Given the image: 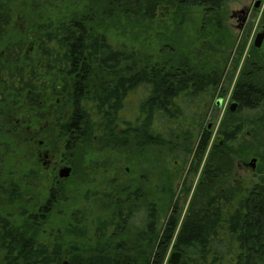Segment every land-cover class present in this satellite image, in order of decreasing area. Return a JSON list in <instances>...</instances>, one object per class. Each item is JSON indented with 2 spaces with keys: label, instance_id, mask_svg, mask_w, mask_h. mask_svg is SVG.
Listing matches in <instances>:
<instances>
[{
  "label": "trees",
  "instance_id": "1",
  "mask_svg": "<svg viewBox=\"0 0 264 264\" xmlns=\"http://www.w3.org/2000/svg\"><path fill=\"white\" fill-rule=\"evenodd\" d=\"M11 1L0 0V128L13 123L16 107L43 108L52 92L53 98L61 100L56 127L67 136L69 148L133 144L136 148L173 149L183 144L190 147L195 161L203 159L212 140L205 110L211 91L222 82L221 71L198 70L188 56L176 65L166 61L142 64L134 50L110 42L91 11L42 22L28 32L36 50L34 61L28 62L26 41L2 46L12 23ZM99 2L102 15L109 17L119 13L151 19L165 4L197 8L202 22L217 19L218 30L229 4V0ZM248 65L232 90L236 111L228 109L218 130L221 138L212 143L206 159L209 187L232 167L234 159L254 155L264 161L260 147L264 144V79L260 77L264 65L256 60ZM134 92L138 97L129 106ZM243 110L258 114L248 118ZM246 134L252 139L245 149ZM258 173L257 180L243 190L218 188L201 205L193 204L173 245L179 259L170 257L167 264H264V162ZM229 201L233 207L225 211L222 203ZM133 218L134 213H116L106 221L99 220L92 235L87 228L70 224L63 229V240L44 242L9 218L0 217V251L5 264H162L179 216L172 213L159 229L158 213L149 208L134 236L119 238ZM110 225L116 228L108 234L105 230Z\"/></svg>",
  "mask_w": 264,
  "mask_h": 264
},
{
  "label": "rangeland",
  "instance_id": "2",
  "mask_svg": "<svg viewBox=\"0 0 264 264\" xmlns=\"http://www.w3.org/2000/svg\"><path fill=\"white\" fill-rule=\"evenodd\" d=\"M257 1L229 0L222 13L223 27L218 30L214 17L204 21L205 27L202 25V13L197 8L177 9L165 4L157 15L146 19L119 13L102 15L99 0H12V23L2 46L26 41L28 62L36 56L28 32L42 22L91 11L93 21L110 42L134 50L142 64L166 61L176 65L188 56V62L198 70L221 71L222 82L209 96L211 107L205 124H211L212 140L200 166L193 163V152L183 144L173 149L155 145L136 148L133 144L125 148L98 144L67 148V136L61 135L55 122L61 100L53 98L52 92L47 94L43 108L31 111L16 107L13 123L0 128V217L9 218L22 231L44 242L59 241L70 224H79L92 235L99 220L128 212L134 213L133 224L118 237L132 238L151 203L156 205L161 228L176 205L181 222L232 103L238 77L249 62L256 60L264 65V42L261 47L254 46L257 33L264 27V0L256 7ZM260 77L264 79V71ZM134 94L129 96V106L134 105L139 93ZM218 100L220 106L216 105ZM242 114L250 118L258 112L243 110ZM246 136L245 149L250 148L252 139V135ZM260 147L264 151V144ZM253 158L254 168L250 165ZM58 160L61 164L54 169ZM263 162L254 155L234 159L223 185L247 188L257 180ZM65 168H70V174L61 176ZM51 190L62 193L64 199L48 205ZM114 228L110 225L105 231L109 234ZM174 239L162 264H167L174 253ZM3 257L0 251V264H5Z\"/></svg>",
  "mask_w": 264,
  "mask_h": 264
},
{
  "label": "flooded vegetation",
  "instance_id": "3",
  "mask_svg": "<svg viewBox=\"0 0 264 264\" xmlns=\"http://www.w3.org/2000/svg\"><path fill=\"white\" fill-rule=\"evenodd\" d=\"M210 95H211V93H210ZM208 101H209V107L208 108H206V110H205V120H206V117L208 116V113H209V111H210V107H211V101H210V97L208 98ZM218 102V101H217ZM233 102V101H232ZM216 105L218 106V103H216ZM207 126V129L208 130H210V128H211V124H207L206 125ZM217 140H220V138H221V135L218 133V135H217ZM217 140H214L212 143H216V141ZM67 148H69L68 146H67ZM47 156V155H46ZM194 156V155H193ZM57 162V165H55L54 166V169H56V168H58V166L61 164L60 163V160H58V161H56ZM193 163L195 164V165H199L200 166V158H197V161H195V156H194V161H193ZM206 166H207V162L205 161V163L203 164V167H202V170H201V174H200V180H199V182H198V186L196 187V190H195V192H194V195H193V197H192V199L190 200V202H189V205H188V208H187V210H186V213H185V216H184V218L186 217V215H187V213L189 212V209L191 208V206L194 204L195 206H199V205H201L204 201H206L210 196H212L213 194H214V192L218 189V188H220V189H227V188H233V185L232 184H225V185H223V179L224 178H227L229 175H230V173L232 172L231 170H232V167H227L226 168V172H225V174L223 175H221V178H214V180H213V185L212 186H207V184H208V182L210 181L209 180V177L207 176V172H206ZM55 193V195H54V198H51V195H52V193ZM51 195H50V197H49V199L47 200V204L48 205H52V204H54V202L55 201H57V200H62V199H64V195L62 194V193H59L58 191H54V190H51ZM232 203H233V201H229V203H222V207L225 209V211H228L230 208V206L232 205ZM149 208H151V209H153V208H155V210H156V213H158V210H157V208H156V205L154 204V203H151V204H149L148 205V207H147V209H146V214H145V216H147V213H149ZM46 209H48V206H46ZM128 213H131V212H128ZM172 213H177V215L179 216V213H178V208H177V205L176 206H174L173 208H172V211L170 212V214H169V216L172 214ZM168 216V217H169ZM158 217H159V229L161 228L160 227V216H159V213H158ZM168 217H167V219H168ZM184 218L182 219V221L180 222V220H179V223L180 224H178V228H177V231H176V235H175V239H174V242H173V245H174V243H175V240H176V237H177V235H178V232H179V230H180V228H181V226H182V224H183V221H184ZM167 219H166V221H167ZM165 221V222H166ZM165 222L163 223V225H162V227L164 226V224H165ZM121 224V222L119 223V225ZM120 227V226H119ZM176 258H177V256H176Z\"/></svg>",
  "mask_w": 264,
  "mask_h": 264
},
{
  "label": "water",
  "instance_id": "4",
  "mask_svg": "<svg viewBox=\"0 0 264 264\" xmlns=\"http://www.w3.org/2000/svg\"><path fill=\"white\" fill-rule=\"evenodd\" d=\"M259 4H260V0L257 1V3H256V7H258ZM263 42H264V27H263V30H262V31H260V32L257 33V35H256V37H255V39H254V46H256V47H261L262 44H263ZM217 103H218V106L221 105V101H220V100H218ZM236 108H237V102L233 101V102L230 104L229 110L232 111V112H235V111H236ZM255 162H256V158H253V159L251 160V162H250V165H251L253 168H254V166H255ZM70 171H71L70 168H65V169H63V170L61 171V176H68V175L70 174ZM176 256H177L176 254H173V255H172V258H173L174 261L177 260Z\"/></svg>",
  "mask_w": 264,
  "mask_h": 264
},
{
  "label": "bare ground",
  "instance_id": "5",
  "mask_svg": "<svg viewBox=\"0 0 264 264\" xmlns=\"http://www.w3.org/2000/svg\"><path fill=\"white\" fill-rule=\"evenodd\" d=\"M173 254H176L177 255V260L176 261H178V259H179V254L177 253V252H174ZM172 254V255H173ZM172 255H171V258H172ZM172 260H173V258H172ZM174 261V260H173Z\"/></svg>",
  "mask_w": 264,
  "mask_h": 264
}]
</instances>
